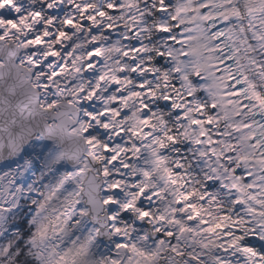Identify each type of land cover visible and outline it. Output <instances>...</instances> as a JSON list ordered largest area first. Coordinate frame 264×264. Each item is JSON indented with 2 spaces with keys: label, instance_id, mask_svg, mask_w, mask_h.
<instances>
[{
  "label": "snow or ice",
  "instance_id": "1",
  "mask_svg": "<svg viewBox=\"0 0 264 264\" xmlns=\"http://www.w3.org/2000/svg\"><path fill=\"white\" fill-rule=\"evenodd\" d=\"M0 264H264V0H0Z\"/></svg>",
  "mask_w": 264,
  "mask_h": 264
}]
</instances>
